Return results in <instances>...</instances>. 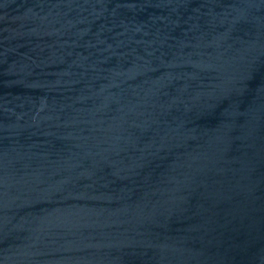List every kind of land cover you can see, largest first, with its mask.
Returning <instances> with one entry per match:
<instances>
[{"label":"water","instance_id":"1","mask_svg":"<svg viewBox=\"0 0 264 264\" xmlns=\"http://www.w3.org/2000/svg\"><path fill=\"white\" fill-rule=\"evenodd\" d=\"M0 264H264V0H0Z\"/></svg>","mask_w":264,"mask_h":264}]
</instances>
